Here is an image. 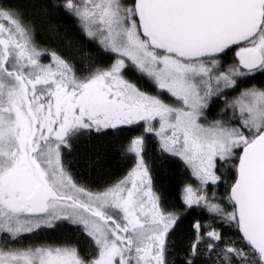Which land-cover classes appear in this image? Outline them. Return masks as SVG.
I'll return each instance as SVG.
<instances>
[{
	"label": "snow or ice",
	"instance_id": "6c2138e0",
	"mask_svg": "<svg viewBox=\"0 0 264 264\" xmlns=\"http://www.w3.org/2000/svg\"><path fill=\"white\" fill-rule=\"evenodd\" d=\"M0 264H264V0H0Z\"/></svg>",
	"mask_w": 264,
	"mask_h": 264
}]
</instances>
